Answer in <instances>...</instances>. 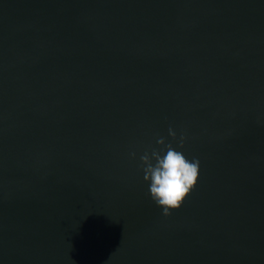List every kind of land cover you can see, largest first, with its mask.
<instances>
[{
    "label": "water",
    "instance_id": "95a60500",
    "mask_svg": "<svg viewBox=\"0 0 264 264\" xmlns=\"http://www.w3.org/2000/svg\"><path fill=\"white\" fill-rule=\"evenodd\" d=\"M0 264H264V0H0Z\"/></svg>",
    "mask_w": 264,
    "mask_h": 264
},
{
    "label": "clouds",
    "instance_id": "9594fccd",
    "mask_svg": "<svg viewBox=\"0 0 264 264\" xmlns=\"http://www.w3.org/2000/svg\"><path fill=\"white\" fill-rule=\"evenodd\" d=\"M168 135L175 137L176 133L171 126ZM157 144H165V137L156 140ZM177 147H183V140ZM167 151L163 156L157 151L140 156L145 165L142 169L143 180L149 182L151 200L162 209V215L168 217L171 211L178 210L186 198L195 188L200 174V161L197 158L189 160L182 151L166 145ZM135 157V153L130 154ZM154 159L153 164L151 160Z\"/></svg>",
    "mask_w": 264,
    "mask_h": 264
}]
</instances>
